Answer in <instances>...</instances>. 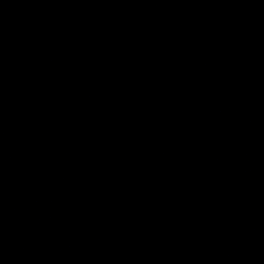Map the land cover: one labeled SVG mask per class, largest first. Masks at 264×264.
Wrapping results in <instances>:
<instances>
[{"label":"water","instance_id":"obj_1","mask_svg":"<svg viewBox=\"0 0 264 264\" xmlns=\"http://www.w3.org/2000/svg\"><path fill=\"white\" fill-rule=\"evenodd\" d=\"M0 264H264V0H0Z\"/></svg>","mask_w":264,"mask_h":264}]
</instances>
